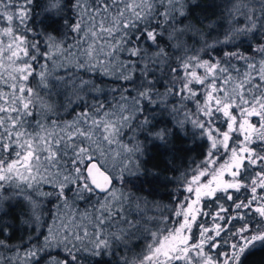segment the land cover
I'll return each mask as SVG.
<instances>
[{
	"label": "snow or ice",
	"instance_id": "snow-or-ice-1",
	"mask_svg": "<svg viewBox=\"0 0 264 264\" xmlns=\"http://www.w3.org/2000/svg\"><path fill=\"white\" fill-rule=\"evenodd\" d=\"M0 264H264V0H0Z\"/></svg>",
	"mask_w": 264,
	"mask_h": 264
}]
</instances>
